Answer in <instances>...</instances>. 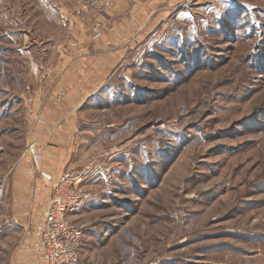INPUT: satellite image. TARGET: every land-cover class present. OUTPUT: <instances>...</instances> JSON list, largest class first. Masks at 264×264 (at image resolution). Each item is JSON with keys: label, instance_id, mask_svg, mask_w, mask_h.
Returning <instances> with one entry per match:
<instances>
[{"label": "rangeland", "instance_id": "rangeland-1", "mask_svg": "<svg viewBox=\"0 0 264 264\" xmlns=\"http://www.w3.org/2000/svg\"><path fill=\"white\" fill-rule=\"evenodd\" d=\"M40 145L83 263L264 264V0H0V264Z\"/></svg>", "mask_w": 264, "mask_h": 264}, {"label": "crops", "instance_id": "crops-1", "mask_svg": "<svg viewBox=\"0 0 264 264\" xmlns=\"http://www.w3.org/2000/svg\"><path fill=\"white\" fill-rule=\"evenodd\" d=\"M95 62L96 61L94 60L92 61L94 65ZM67 66L68 65H66V67ZM69 67L70 66H68L66 70H62L63 74L60 76L62 84L72 79L73 75H71L72 72H70ZM96 67L94 66V68ZM94 71H96V73H100L101 68L98 67L94 69ZM60 88H62L61 84ZM54 95V100L56 101V86ZM47 116L52 117V120L56 122V113L48 114ZM53 127L54 129L51 131L50 136L53 137L54 142L56 143V124H53ZM46 143L47 142H45V144ZM39 147V161L44 162V164L46 162H51L52 164L48 166H43V170H41L42 172L40 177H25L21 179L18 178L14 181L13 185L17 192V195H15V202H19V209L17 208L15 203V212L13 213V218L15 222L20 223L18 228L22 233V237L19 242L14 244V251H11L12 256L10 259V264H46L45 261L42 259L37 234L38 228H40L45 219V215L49 207V201L52 196L51 182L48 181L44 177V175L50 176L53 180H58L63 173L58 174V172H56V145H54L53 147L44 146V148H41L40 145ZM40 162L37 163L38 169L40 167ZM20 191L21 193H19ZM25 200L32 202L31 204H29V206H27ZM27 214L29 216L33 215L35 220L33 219L32 221L25 223L24 218Z\"/></svg>", "mask_w": 264, "mask_h": 264}, {"label": "built area", "instance_id": "built-area-1", "mask_svg": "<svg viewBox=\"0 0 264 264\" xmlns=\"http://www.w3.org/2000/svg\"><path fill=\"white\" fill-rule=\"evenodd\" d=\"M51 182L52 196L45 219L39 228V241L46 264H85L80 256L83 228L70 221V213L85 200L82 179L85 174L67 172Z\"/></svg>", "mask_w": 264, "mask_h": 264}]
</instances>
